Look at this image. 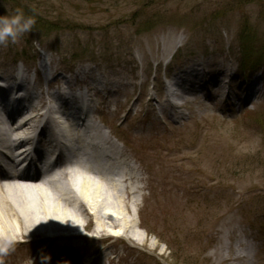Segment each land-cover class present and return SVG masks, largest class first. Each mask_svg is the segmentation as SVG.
<instances>
[{
	"label": "rangeland",
	"instance_id": "rangeland-1",
	"mask_svg": "<svg viewBox=\"0 0 264 264\" xmlns=\"http://www.w3.org/2000/svg\"><path fill=\"white\" fill-rule=\"evenodd\" d=\"M13 2L0 0V16L35 8L39 19L0 46V83L23 80L40 107L62 86L95 104L142 190L126 198L125 235L89 240L84 220L75 247L18 239L4 264H264V0ZM193 66L203 87L197 73V92L169 102L166 82ZM250 78L260 91L248 102Z\"/></svg>",
	"mask_w": 264,
	"mask_h": 264
},
{
	"label": "bare ground",
	"instance_id": "bare-ground-1",
	"mask_svg": "<svg viewBox=\"0 0 264 264\" xmlns=\"http://www.w3.org/2000/svg\"><path fill=\"white\" fill-rule=\"evenodd\" d=\"M181 44L182 39L178 37L167 61L172 59ZM37 70L41 71L40 68ZM197 73V78L205 76L203 69L191 67L179 78L180 82L190 84L188 89L181 91L182 86L178 84V92L172 96L168 93V97L187 101L197 92L193 85ZM190 76L193 78L190 79ZM218 76L217 81L224 73ZM200 79L199 82L202 81ZM66 83L69 81L64 85ZM23 87L24 82L19 78H10L6 85L0 83V101L7 98L9 91ZM63 88L57 87L56 96L52 95L48 103L43 102L41 107L42 99L32 96L25 88V95L13 98L19 102L15 114L11 117L5 113L11 120L5 129L0 127L1 148L12 151L23 143L28 145L25 139L33 141L35 137H29L33 124L43 119L41 132L35 143H31L38 159L43 160L46 151L54 148L65 151L66 158L60 156L53 164L43 163L45 171L32 175L14 172L3 175L0 171V245L9 241L16 243L21 239L24 242L32 241L35 246L41 244L43 250L54 244V248L75 247L77 241L84 237L79 232L88 228L89 224L82 223L84 220L95 224L89 240L119 238L116 235L119 231L125 235L127 229L131 228V222L125 220V214L130 212L126 198L140 194L142 187L139 184L130 187V181L139 183V176H128L126 156L96 125L99 120L95 116L97 106L87 103L82 96L69 95L70 86L66 87L68 93ZM87 91L89 93L96 89L88 87ZM256 94L251 92L248 102ZM175 107L170 104L171 109ZM39 108L43 113H38ZM84 108L86 113L83 117L81 111ZM163 111L162 105L159 112ZM1 114L0 111V125ZM19 120L22 123L16 125ZM28 159L29 152L22 161ZM3 164L0 162V165ZM117 229L119 231L116 233ZM105 259H101L99 264ZM217 262L225 263V259L217 258ZM35 263L36 259L30 262Z\"/></svg>",
	"mask_w": 264,
	"mask_h": 264
},
{
	"label": "clouds",
	"instance_id": "clouds-1",
	"mask_svg": "<svg viewBox=\"0 0 264 264\" xmlns=\"http://www.w3.org/2000/svg\"><path fill=\"white\" fill-rule=\"evenodd\" d=\"M35 23V17L25 16L21 9H17L14 15L0 16V46L16 43L22 34L31 32ZM11 247L10 241L0 245V256L7 255ZM0 264H4L3 259H0Z\"/></svg>",
	"mask_w": 264,
	"mask_h": 264
},
{
	"label": "trees",
	"instance_id": "trees-1",
	"mask_svg": "<svg viewBox=\"0 0 264 264\" xmlns=\"http://www.w3.org/2000/svg\"><path fill=\"white\" fill-rule=\"evenodd\" d=\"M12 2H13V0H11ZM14 3V2H13ZM15 4V3H14ZM35 8H33L32 10H31V14H28L29 13V11L28 10H25L24 11V14H25V16H33V17H35V20H36V22H37V19H39L38 18V16L35 14ZM38 22H40V21H38ZM36 24H38V23H35V25ZM243 31H246V30H243ZM246 39H248V40H246L245 42H247V44L244 46V49H245V51H246V54H249L248 52L249 51H251L250 49H251V47H252V45H251V43H250V39H249V37L247 38L246 37ZM244 58L246 59L247 58V55L246 56H244Z\"/></svg>",
	"mask_w": 264,
	"mask_h": 264
}]
</instances>
